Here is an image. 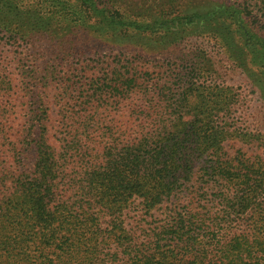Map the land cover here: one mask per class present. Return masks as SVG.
Instances as JSON below:
<instances>
[{
  "label": "trees",
  "instance_id": "trees-1",
  "mask_svg": "<svg viewBox=\"0 0 264 264\" xmlns=\"http://www.w3.org/2000/svg\"><path fill=\"white\" fill-rule=\"evenodd\" d=\"M124 2L0 0V31L12 40L43 36L62 49L83 29L136 52L69 72L47 60L41 83L22 71L24 101L0 116L4 264H264V153L221 147V122L208 120L220 92L140 66L143 51L214 35L264 100L260 20L246 4ZM255 8L264 16V0Z\"/></svg>",
  "mask_w": 264,
  "mask_h": 264
},
{
  "label": "rangeland",
  "instance_id": "rangeland-1",
  "mask_svg": "<svg viewBox=\"0 0 264 264\" xmlns=\"http://www.w3.org/2000/svg\"><path fill=\"white\" fill-rule=\"evenodd\" d=\"M124 1L142 2L144 5H154L155 8H158L157 5H164L165 1L169 0H115L118 4L125 3ZM184 1L186 0H179V7H182L180 5ZM210 1L248 5L253 9V15H256L254 18L260 20L262 26L258 23L257 25L262 27L261 31H264V16H261V12L255 8L257 0ZM178 11L179 9L176 12L173 10V13ZM63 39L61 49L51 45L48 39L43 36L39 41L29 40L25 43L12 40L0 31V116L2 106L6 103H11L13 109L18 111L19 103L24 101L19 90L22 71L32 69L34 80L41 83L45 73L44 63L47 60H52L51 63L56 69H61L63 72H69V67L80 66L89 60L98 58L110 62L113 61V57H120L124 63L126 60H136V52L133 47L114 45L91 36L83 29L76 30ZM141 53L147 54L142 55L143 61L140 62L142 67L148 66L150 70H153V66L161 65L163 69H168L174 74L177 73V78L178 74L187 73L186 81L191 76L195 87L206 89L204 94L212 90L220 92L221 108L211 112L208 120L214 121L215 125L217 122H221L217 124L225 135L221 147H224L229 157L242 153L252 157L264 153V141L256 140L264 138V100L241 69L228 59L224 47L214 35L191 33L177 39L174 45L156 55L146 51ZM91 65H95V63ZM166 79L165 74L162 81H166ZM171 82L175 83L176 78ZM192 102V108L201 106L199 103H195L196 100L193 98ZM196 111L194 112L196 113ZM10 117L11 120L21 123L24 119L19 113L10 115ZM135 211H131L129 216L138 215V212ZM162 213V210L155 211L154 216L162 217ZM28 251L32 254V247H29ZM0 264H4L1 252Z\"/></svg>",
  "mask_w": 264,
  "mask_h": 264
}]
</instances>
